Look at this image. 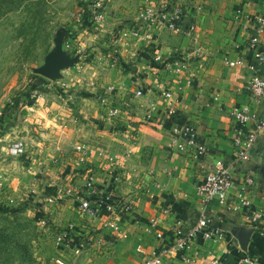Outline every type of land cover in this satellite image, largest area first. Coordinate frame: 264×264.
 I'll list each match as a JSON object with an SVG mask.
<instances>
[{
    "label": "crops",
    "instance_id": "crops-1",
    "mask_svg": "<svg viewBox=\"0 0 264 264\" xmlns=\"http://www.w3.org/2000/svg\"><path fill=\"white\" fill-rule=\"evenodd\" d=\"M141 5L142 0L109 1L104 28L97 31L89 26L72 43L74 50L67 60L73 61L74 56L81 58V62L75 61L76 68L79 67L77 71L69 67L60 69L54 77L56 80L61 74L62 78L67 75V80L79 77L85 87L70 82L68 85L73 88L66 85L64 93L55 94L48 82L42 91L34 92L32 105H24L5 115L8 127L0 134V147L12 135L27 138V141L29 136L39 141L40 135H54L58 139L56 135L69 131L78 139L83 138L86 141L83 144L87 146L107 149L120 156L129 155L121 183L116 187L103 160L97 158H89L79 166L78 173L51 165L46 174H42L40 182L62 195L49 214L68 221L69 215L76 213L78 230L73 229L77 238L86 237L88 246L98 255L113 249L114 259L110 264H140L144 256L135 252L138 245L145 256L161 252L163 264H213L215 261L217 264H236L240 253L258 258L256 264H264V128L258 133L250 159L237 162L232 139L238 130H255V123L241 128L231 117L235 107L250 109L264 117V105L254 104L245 90L250 76L245 65L253 61L255 49L264 53V27L256 20L264 18V0H205L196 21L197 43L166 30L156 32L151 41L127 37L116 43L118 60L112 63L111 59L102 56L105 55L102 48L112 40L113 28L117 30L134 23ZM252 39L256 43L255 49L249 47ZM196 49L199 50L197 55L193 53ZM77 50H83L81 57ZM155 54L162 56L160 63H151ZM177 55L186 57L188 67L171 72L165 64ZM238 59L243 60V65L228 67L226 64V61ZM60 60L62 62V57ZM133 61L136 63L132 64ZM259 75L264 78V66ZM166 84L177 100L172 115L168 114L161 97ZM109 87L114 88L112 93L108 92ZM138 88L145 91L144 97L133 95ZM100 98L105 102L102 103ZM113 106L120 107V114L110 119L108 109ZM48 110L58 112L60 116L48 115L45 113ZM148 115L153 116V122L161 120L164 128H158L155 123L146 124ZM45 121L53 126L46 133L41 128ZM182 123L196 129L206 148V162H231L234 185L224 205H207L210 227L220 229L226 239L212 242L196 238L187 249L175 252L171 244L172 232L180 221L188 225L197 220L196 187L204 176L200 161L180 154L172 147L174 138L168 130L172 125ZM28 143L25 142L26 152ZM88 173L93 175L99 193L112 192L118 198L133 202L131 213L121 218L128 239L115 240L101 227L100 221L78 214L74 197L83 187ZM247 175L253 177L255 183L248 194L249 207L240 208L237 194ZM68 188L72 190L71 199L64 193ZM43 208L46 210L48 206L43 205ZM42 213L44 211L39 207L38 219L43 217ZM252 213L259 216L257 223L245 219ZM153 222H157L155 226ZM157 233H161L162 238H158ZM185 259L190 262L186 263Z\"/></svg>",
    "mask_w": 264,
    "mask_h": 264
},
{
    "label": "built area",
    "instance_id": "built-area-1",
    "mask_svg": "<svg viewBox=\"0 0 264 264\" xmlns=\"http://www.w3.org/2000/svg\"><path fill=\"white\" fill-rule=\"evenodd\" d=\"M82 4L80 14L75 20L69 31H66V35L71 36L72 33H77L78 29L83 24V19L88 17L86 30L90 28H99L105 23L106 8L109 0H79ZM205 0H142V5L137 12L135 21L131 26H123L116 30L114 37L110 42L105 44L102 49V53L107 58L112 60V63H116L118 60V52L115 47L118 41L127 37H133L141 41H151L153 35L161 30H166L171 33H175L181 36L189 38L193 43H197L198 27L196 24L197 17L202 10V4ZM257 23L260 27H264V18H257ZM82 30L81 32H83ZM80 33L77 34V36ZM74 39H69L65 44L67 51L71 50ZM113 43V44H111ZM255 40L249 41V47L255 49ZM199 49V48H198ZM193 51L194 54H199V50ZM92 55V54H91ZM99 56V60L102 59ZM88 57V56H87ZM93 55V59H94ZM162 56L155 54L151 63H160ZM136 62L133 61L132 64ZM243 60L238 59L235 61H226L228 67H236L243 65ZM249 71V79L245 85V90L248 92L252 102L256 105H264V78L259 75V70L264 66V53L255 49L253 53V61L245 65ZM165 67L171 72H180L188 67V61L183 57L177 55L174 59L165 64ZM74 84L77 87L83 88L84 82L78 78ZM63 88V87H62ZM68 88V87H66ZM113 87L108 88V92L112 93ZM64 93V90H62ZM135 97H144L145 91L142 88H138L133 92ZM161 97L164 100L167 112L169 115L173 113V107L176 105L177 100L174 94L170 90L168 84L164 85L161 91ZM35 98V95L32 96ZM103 103L105 100L100 98ZM120 114V107L113 106L108 109V116L110 119H115ZM231 117L233 121L241 128L248 125L250 122L255 123V130L245 131L238 130L236 135L232 139V145L235 148V159L238 162H247L250 159L252 151H254L255 143L258 137V133L264 128V117L258 116L256 112H253L247 108L235 107L231 111ZM146 124H154L158 128H164L161 120L156 119L153 122V116H146ZM169 134L174 138L172 147L180 154L187 155L195 161L201 162V168L204 170V176L201 184L196 187V195L199 200L198 218L195 222L184 225L180 223L174 227L171 235L172 249L175 252H182L188 248L190 242L193 239L199 238L202 241H221L226 239V235L218 229L210 227V219L207 216V205L209 203H217L218 205H224L226 203L228 193L234 185V173L231 162H225L224 160H214L212 162H206V148L198 138L196 129L186 123L179 125H172L169 130ZM26 144L23 140H15L9 142L6 145V153L12 157H23L25 155ZM74 152L79 155V165H84L89 158L96 157L99 160H103L104 166L107 171L110 172V180L114 187L121 183L123 167L128 160L129 155L124 154H112L107 150L99 148H90L84 144L75 146ZM114 170V172H113ZM112 171V173H111ZM254 178L247 175L244 178L242 187H240L237 194L238 207L248 208L250 205L248 194L251 193V188L254 186ZM64 193L68 196L72 195L70 188L66 189ZM60 194L53 193L45 201L44 206H48L47 211L50 213L57 202L61 199ZM75 202L76 209L80 215L87 216L94 220L100 221V225L103 229L107 230L111 237L115 240L124 241L128 239V233L121 225V218L123 215H128L132 211L133 202L129 199L118 198L114 193H99L96 188L95 179L91 173H88L84 179L83 187L77 192ZM264 201V197H263ZM236 211L237 207H233ZM41 219V223L45 224V218ZM245 219L251 221V223H257L259 216L256 213H252L246 216ZM157 222H153L155 226ZM80 237V236H79ZM158 238H162L161 233H157ZM101 240V239H100ZM100 240L97 243L100 244ZM57 256L54 257L50 264H69L65 258L66 253L69 251L74 256L81 255L89 245V240L86 237L81 239L77 238V234L71 227L61 231L56 237ZM165 252L164 248H160ZM136 252L144 258L140 264H163L164 255L161 252L152 253L150 256H145L140 245L136 246ZM186 263L190 262V259L184 260ZM258 258L243 256L239 254L236 260V264H256ZM218 262H213L217 264Z\"/></svg>",
    "mask_w": 264,
    "mask_h": 264
},
{
    "label": "rangeland",
    "instance_id": "rangeland-1",
    "mask_svg": "<svg viewBox=\"0 0 264 264\" xmlns=\"http://www.w3.org/2000/svg\"><path fill=\"white\" fill-rule=\"evenodd\" d=\"M81 8L79 0H0V134L8 127L6 125L8 121L4 120L6 105L12 104L15 97L22 95L34 78L50 82L51 92L55 94L61 93L66 85L74 83L77 78L82 80L79 77L67 80V75L65 80L62 74L56 80L54 78L57 76L56 73L52 77L46 76V73L54 68L51 60L61 62V57V71L68 67L74 70L79 68H76L78 64L75 63V58L73 61L67 60L66 55L71 54V50L65 49L68 33L65 34L64 31H69V26L74 24ZM107 9L108 6L106 12ZM104 26L105 23L97 28V31ZM115 30L113 28V34ZM73 39L75 40L76 36ZM72 45L70 49H73ZM77 52L78 56L83 55V50ZM76 61L82 60L79 58ZM68 86L69 89L73 88L71 85ZM45 113L60 116L58 112L55 114L51 110ZM48 122L41 124L45 133L49 128H53ZM75 135L63 131L56 135L58 139H55L54 135L53 137L40 135L39 141L29 136L27 141V138L12 135L11 138L5 139L4 145L1 144L0 264H50L57 256L58 250L55 245L57 235L68 227L78 230L75 220L77 214L74 212L69 215L68 221L55 214L51 216L47 211L42 213V218L46 219L45 224L37 217L39 207L43 208L47 198L54 193L51 187L40 183L42 174L44 172L46 174L48 170L47 167L59 165L57 167L61 170L69 169L77 173L81 170L79 169L81 165L78 164L79 155L73 148L86 141L83 138L78 139ZM15 140L29 142L23 158L12 157L6 153L7 143ZM71 152L75 153V156ZM112 245L110 246L113 247ZM88 247L79 256H74L68 251L65 258L69 264L112 263L113 249L98 255Z\"/></svg>",
    "mask_w": 264,
    "mask_h": 264
},
{
    "label": "trees",
    "instance_id": "trees-1",
    "mask_svg": "<svg viewBox=\"0 0 264 264\" xmlns=\"http://www.w3.org/2000/svg\"><path fill=\"white\" fill-rule=\"evenodd\" d=\"M87 21H88V17H85L83 19V24L82 26L77 30V33H72L71 36H66L67 39H73L74 36H77L78 33H81L82 30H84L87 26ZM71 28V27H69ZM103 49V48H102ZM47 84V82L42 79V78H34L31 83L29 84V86L27 87L26 91L18 96L15 97L14 100L11 102L12 104H7L5 107V115H7V113H11L13 111H17L18 109H20L21 107H23L24 105H32L34 98H32V96L34 95V92L36 91H42V89L44 88V86Z\"/></svg>",
    "mask_w": 264,
    "mask_h": 264
},
{
    "label": "water",
    "instance_id": "water-1",
    "mask_svg": "<svg viewBox=\"0 0 264 264\" xmlns=\"http://www.w3.org/2000/svg\"><path fill=\"white\" fill-rule=\"evenodd\" d=\"M64 33H65V31H64ZM67 57H68V55H67ZM73 58H75L74 59L75 61L77 60L76 57H73ZM69 61H70V59H69ZM51 64L53 65L54 68L51 69L48 73H46V76H49V77H52L55 73H57L61 67L60 61L51 60Z\"/></svg>",
    "mask_w": 264,
    "mask_h": 264
}]
</instances>
